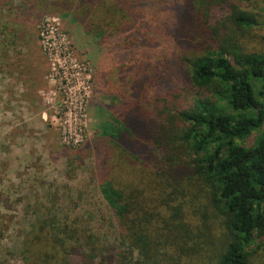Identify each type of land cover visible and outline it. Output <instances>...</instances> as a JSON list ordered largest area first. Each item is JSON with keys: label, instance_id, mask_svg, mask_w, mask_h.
<instances>
[{"label": "trees", "instance_id": "1", "mask_svg": "<svg viewBox=\"0 0 264 264\" xmlns=\"http://www.w3.org/2000/svg\"><path fill=\"white\" fill-rule=\"evenodd\" d=\"M256 2L182 0L163 20L172 47L154 55L143 47L152 42L138 10L144 0H0L44 23L50 15L75 23L101 46L127 34L138 60L104 71L110 102L97 107L99 128L67 153L73 169L91 159L115 242L91 222L80 226L82 216L48 211L23 236L24 264H264ZM17 28L0 25V61Z\"/></svg>", "mask_w": 264, "mask_h": 264}, {"label": "rangeland", "instance_id": "2", "mask_svg": "<svg viewBox=\"0 0 264 264\" xmlns=\"http://www.w3.org/2000/svg\"><path fill=\"white\" fill-rule=\"evenodd\" d=\"M181 3L144 0L139 5L152 41L143 39V47L154 50L151 54L172 47L163 20L171 19ZM252 8L264 12V0ZM8 21L18 24L21 37L0 61V264H24L23 236L33 219L48 211L69 219L82 216L80 226L91 222L114 243L116 228L96 190L91 159L73 169L67 153L99 128L97 107L110 102L104 71L137 59L125 48L127 34L101 46L75 23L57 15L44 23L16 5L0 8V25ZM252 33V46L264 53V20Z\"/></svg>", "mask_w": 264, "mask_h": 264}, {"label": "built area", "instance_id": "3", "mask_svg": "<svg viewBox=\"0 0 264 264\" xmlns=\"http://www.w3.org/2000/svg\"><path fill=\"white\" fill-rule=\"evenodd\" d=\"M48 21V20H47Z\"/></svg>", "mask_w": 264, "mask_h": 264}]
</instances>
